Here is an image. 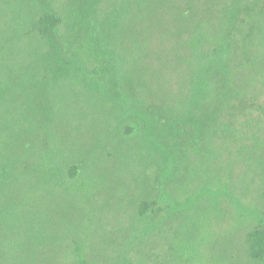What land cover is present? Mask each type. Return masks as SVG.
<instances>
[{"label": "rangeland", "instance_id": "1", "mask_svg": "<svg viewBox=\"0 0 264 264\" xmlns=\"http://www.w3.org/2000/svg\"><path fill=\"white\" fill-rule=\"evenodd\" d=\"M15 1L23 16L0 32V264H264V0H90L85 68L59 57L87 0ZM129 1L150 3L152 38ZM210 16L221 36L200 56L231 58L209 69L187 41Z\"/></svg>", "mask_w": 264, "mask_h": 264}, {"label": "trees", "instance_id": "2", "mask_svg": "<svg viewBox=\"0 0 264 264\" xmlns=\"http://www.w3.org/2000/svg\"><path fill=\"white\" fill-rule=\"evenodd\" d=\"M18 1L21 2V0H16L15 3H18ZM8 4H9L8 2H4V0H3V6L0 7V32H1V30H2V32H5V29L7 27L11 26V24L14 21H16L17 18H20L23 16V10L20 7H17V5L15 4L13 6V9H12L13 12H10L7 9ZM131 4H132V2L129 1L128 2V10L127 9L126 10H127V12H129L130 16L134 13L133 16H131V19L133 20V23L131 24L133 29L136 30V28H135L136 25L139 26L137 20H138V18H140V20L146 24L142 28V33H143V29H144L147 32L146 35L151 36V38H152L153 34L150 33L151 32L150 30L155 23L156 24H158V23H157V21L155 22V19L152 16V13L154 12V10L150 6V3H146V5H145V3L143 1H141V3L133 1V6H134L133 10H131ZM80 5L83 8V10L81 11L80 14L77 15V17L75 19V26L80 25L81 30L84 33L80 34V36L77 37L76 40H73V42L71 44L69 42L65 43V44H70L72 46V49H74L73 54L66 56L65 54L62 53V54H60V57H59V60H61L62 62L65 61L68 64L69 68H71L73 66H75L74 68H76V67H79L80 65L84 68L86 67L85 66V62H86L85 55L86 54L84 52H85L86 46L91 45V47H93L92 39L96 34V27L94 29V24H93V21H95V18H96L94 16L96 13H98V11L96 10L97 6L95 4V1H90V0H87V2L83 1L82 3H80ZM135 11H136V16H135ZM46 17L41 18V20H40V25H39L40 31L43 34H54V31L51 29V25H49L51 20H50V18L48 19V17L47 18ZM225 18L226 17L223 16V20H225ZM213 20H214V18L212 16H210V17H207L204 20L200 21V23H198V27L201 28L202 32L197 34L196 31H193L191 33V36L188 37V41H187L188 49H189V51H191L190 52L191 54L189 53V61L195 59L196 57L200 58V59H204L207 62V64H208L207 67L209 69L211 68V63L214 62L216 59L219 62L220 61L223 62V61L227 60V56H230L229 55L230 49L227 51H224L222 53V55L220 56L219 60L215 56L214 53H210V52L205 53V55H202V57L200 56L199 49L201 47V44H204V42H205V44L216 43L217 40L221 36L219 33L217 25L215 28L212 27L213 30L211 29V25H212ZM58 21H59V19L56 20V23H58ZM220 21H222V18L220 19ZM176 28H177V26H176ZM132 35H134V34H131V36ZM25 39L26 38H24V40ZM24 40L19 42V43H21L20 47H18V45H17L18 43H15L14 50L16 49L18 51V52L16 51L18 53V55H19V52H20V54H23L24 50L26 49L25 47L26 46L28 47V45L25 43ZM27 40H29V39H27ZM132 40H133V43H135L136 40H135L134 36H133ZM65 44L62 45L63 49H66ZM143 44L140 43L137 46H139L140 48L142 47L143 51H144L146 46H144ZM27 49L29 51L30 48H27ZM92 51H93V49H92ZM96 56H97L99 61H101V62L104 61V63H106V65H107V66H102L105 71L102 69L101 70L99 69V71H98V74L100 76L99 79L101 81H103V83H105V81H107V77H104V73L105 72L107 73V70H109L110 71V80H111V82H114L116 84L117 73H116V65H115L114 58L110 55L108 57H107V55L103 56V55L99 54V51L96 52ZM230 58H231V56H230ZM218 66L220 67V69L222 71H224V72L226 71V68H224V66L221 63H219L217 65V67ZM220 69H218V73H220ZM168 138L170 139L171 137H168ZM188 138L193 144H197V142H199L201 140L197 131L196 132L194 131V133L191 136H189ZM161 139L166 140L163 136L161 137ZM171 145H172V143H171ZM168 149L174 151V148H171V146L170 147L168 146ZM251 253L254 257H260L262 255V253H263V242H262V240H260L259 242H256V245L253 246Z\"/></svg>", "mask_w": 264, "mask_h": 264}]
</instances>
